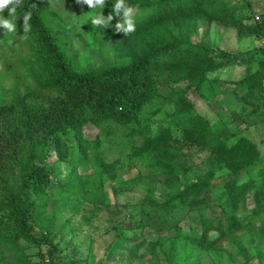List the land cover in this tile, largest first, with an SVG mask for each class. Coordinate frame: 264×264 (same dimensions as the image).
Here are the masks:
<instances>
[{
  "label": "trees",
  "instance_id": "1",
  "mask_svg": "<svg viewBox=\"0 0 264 264\" xmlns=\"http://www.w3.org/2000/svg\"><path fill=\"white\" fill-rule=\"evenodd\" d=\"M44 1L22 0L16 10L15 32L0 26V46H5L20 67L15 80L20 85L12 83L6 89L2 87L4 91L0 93V264H38L44 248L54 259L53 264L71 261L56 254L60 250L54 242V232H60L72 214L78 212L75 205L78 198L95 206L81 217L82 221L91 219L99 205L107 204L102 179L120 168L116 160L105 162L95 158L87 176L76 171L84 163L91 162L87 152L95 143L82 134V128L88 123L114 122L127 128L130 138L140 132V142H132L125 154L131 164L140 167L130 179L115 182L112 188L119 194L136 188L137 183L144 185L138 188L143 196L139 199L140 217L136 222L143 232L152 229L155 234L156 229L165 227L167 217L180 219L194 213L199 217L200 232L190 241L197 250L211 249L221 237L230 240L229 232L241 226L236 211L245 194L252 190L255 199L264 198V165L257 178L243 184L230 179L256 164L260 158L256 145L242 134L228 144L202 117L186 116L190 105L183 91L199 90L206 82L222 87L225 82L209 78L208 73L239 57L233 52L205 45L199 28L204 25L199 23L204 22L208 27L213 22L222 28L234 29L238 37L264 39V0H125L134 9L136 30L129 35L115 32L120 17L114 12L113 20L105 27L94 28L91 24L93 16L100 13L107 16L112 12L116 0H106L104 8L94 9L79 3L84 7L83 14L95 36L116 40L113 44L117 49L115 57L103 56L100 48V59L95 63H75L74 57H82V54L65 47L41 17ZM26 12L32 14L27 33L22 29ZM0 15L10 18L7 9ZM247 58L250 63L259 60L263 67L252 69L251 64L246 63L242 77L232 83L242 92V104L247 106L248 114L259 116L246 122L245 128L264 121L261 110L264 106V48L251 49ZM177 85L184 86V90L174 88ZM165 88L167 96L160 94ZM155 98L174 104L176 110L168 116L181 130L180 140L188 145L195 144L199 150H209L213 161L226 171L225 179L216 185L221 215L215 221L201 217L200 210L204 209L201 206L189 208L191 199L203 193L211 194L212 184L200 180L184 182L182 175L191 164L175 144L174 128L158 127L156 133L147 135L145 129L132 126L138 123L144 110L150 115L143 119L150 120L151 114L157 111L150 109ZM51 151L53 167L46 163ZM61 163L67 165L68 170L65 178L59 180ZM70 179L74 180V193L67 199L70 213L55 225L54 216H61L66 206L63 207L61 198L54 197V189ZM53 182L54 191L49 189ZM150 183L160 185L165 199L158 201L148 186ZM51 199H56L53 214L46 216L45 209ZM222 219L227 231L220 233ZM123 224L112 225L121 244L129 239L125 233L129 228ZM154 224L158 226L154 228ZM173 229L178 230L175 223ZM80 233L84 232H74L75 235ZM88 241L90 245L93 242L91 238ZM138 245L131 248L133 253ZM172 246L173 241H170V248ZM26 248L35 249L34 254L26 253ZM77 251L76 244L74 254ZM35 256L36 261L33 260ZM84 260L85 264L91 262L90 248Z\"/></svg>",
  "mask_w": 264,
  "mask_h": 264
},
{
  "label": "rangeland",
  "instance_id": "2",
  "mask_svg": "<svg viewBox=\"0 0 264 264\" xmlns=\"http://www.w3.org/2000/svg\"><path fill=\"white\" fill-rule=\"evenodd\" d=\"M83 10V5H79L75 0H46L41 17L54 31L59 41H63L65 47L82 54V57H74L75 63L98 62L101 54L100 48L104 52L103 56L114 58L117 49L113 48V44L116 40L104 35L96 37L88 25V19L83 14ZM203 23H199L204 25L199 28L205 45L233 52L239 57L237 56L234 61L226 66L208 73L209 78H216L225 82L222 87H215V82H206L199 90L189 88L183 91V97L190 105L186 116L202 117L209 123L211 130L228 144L242 134L256 145L260 155L256 164L230 178L238 184H243L257 178L259 169L264 165V131H261L264 123L261 121L249 125L254 127L258 124L259 126L254 137L250 132L252 128L249 130L245 128L246 122L256 120L259 116L248 114L247 106L242 104V92L232 83L235 84V80L242 77L241 74L246 63L251 64L252 69L262 67L259 60L250 63L247 58L251 49L260 47L259 38L238 37L232 28H222L213 22L207 27ZM191 39L196 41L194 37ZM19 70V65L9 56L5 46H0V93L4 91L2 87L6 89L12 83L20 85L19 81H15L19 75ZM174 88L184 90L185 87L177 85ZM160 94L167 96V88L165 91L162 90ZM173 97L171 94L170 98ZM150 107L151 112L157 110L151 114L150 120L143 119L150 115L149 111L146 113L144 110L138 123L132 124V126L134 129L136 126L141 127L140 130L145 129L147 135L156 133L158 127L170 126L174 128L172 136L177 139L175 144L179 146L180 152L187 155L191 164L182 175L184 182L200 180L212 184L211 194L203 193L200 197L191 199L188 204L189 208L201 206L204 208L200 210L202 211L201 217L206 220H217L221 212L217 200L218 186L216 185L225 179L226 171L221 165L213 161L209 150H199L195 144L188 145L184 140H180L181 130L172 124L171 116H168L170 112L176 110L173 103H163L159 98H155ZM261 110L264 112V106L261 107ZM263 112L262 118H264ZM82 134L84 138L95 144L87 152V158L91 162L88 161L76 169L77 174L85 176L90 174L95 158H101L105 162L116 160V165L120 168L115 173L103 176L102 187L105 191L106 205H99V210L91 219L82 221L81 217L87 215L89 210L95 206L92 202L83 199L81 201L78 198L75 202L78 212L75 215L72 214L73 217L62 227L60 232H54V242L57 244V249L60 250L56 254L59 253L71 260L66 262L63 259L65 264H85L84 259L89 248L91 249L92 260L86 264H264V198L257 200L252 190L247 192L243 200L238 203L236 211V216L241 224L240 228L237 231L229 232L232 237L230 240L221 237L207 251L197 250L190 241L194 234L199 235L200 232L199 217L194 213H189L187 217L180 219L173 216L167 217L165 227L156 229L155 234H153L152 229H146L143 232L136 222L140 217L138 212L139 199L143 196L138 188H143L144 185L137 183L136 188L119 194L114 193L112 188L113 183L130 179L140 167L139 164H131L125 155L132 142L135 144L140 142L142 137L140 132L135 133L130 138L127 128L114 122H108L104 125L88 123L82 128ZM53 159L54 155L51 151L46 160L49 167L54 166ZM67 170V165L59 164V173L57 174L59 180L62 177L65 178L64 174ZM54 186L55 183L53 182L49 189L56 190L54 197L61 198L63 207L66 206L68 209L65 208L61 216H57V214L54 216L53 220L57 225L70 213L68 198L69 194L74 193V180L70 179L58 189H56L57 187L54 189ZM148 186L158 201L165 199V192L159 184L150 183ZM55 202L56 199L48 201L45 209L46 216L53 214L52 209ZM178 215L179 213H177ZM123 222L124 227L129 228L125 232L129 239L124 240L121 244L112 230V225ZM251 222L253 223L252 226ZM173 223L178 227L177 232L173 229ZM157 226L154 224L153 227L156 228ZM225 227L226 222L222 219L220 233L226 230ZM77 230L84 233L75 235L74 232ZM167 237L173 241L171 248ZM89 238L93 240L91 245L88 241ZM161 242L162 244H160ZM76 244L78 251L74 254V245ZM134 244L139 245L133 253ZM151 244L153 246L150 248ZM214 247L221 249L216 250ZM24 251L34 254L35 249L26 248ZM260 253L261 255L258 256ZM163 254L167 256H163ZM33 260H37L36 256L33 257Z\"/></svg>",
  "mask_w": 264,
  "mask_h": 264
},
{
  "label": "clouds",
  "instance_id": "3",
  "mask_svg": "<svg viewBox=\"0 0 264 264\" xmlns=\"http://www.w3.org/2000/svg\"><path fill=\"white\" fill-rule=\"evenodd\" d=\"M22 0H0V14L8 10V17L0 15V26L6 29L8 32L16 31V24L14 23L16 17L17 7L21 4ZM78 3L86 4L90 9L97 7L104 8L106 0H77ZM113 12L120 19L115 24V32L129 35L135 32V22L133 19L134 9L132 6L127 5L125 0H116L115 5L112 7V12L107 16L103 13L97 14L91 18V24L95 27H105L114 18ZM31 12H26L23 16L22 29L25 33L30 31L29 21L31 19Z\"/></svg>",
  "mask_w": 264,
  "mask_h": 264
},
{
  "label": "built area",
  "instance_id": "4",
  "mask_svg": "<svg viewBox=\"0 0 264 264\" xmlns=\"http://www.w3.org/2000/svg\"><path fill=\"white\" fill-rule=\"evenodd\" d=\"M257 19V16H254ZM259 46L264 48V39L259 38ZM54 259L49 255L48 251L44 248L42 249L40 256L38 258V264H53Z\"/></svg>",
  "mask_w": 264,
  "mask_h": 264
},
{
  "label": "crops",
  "instance_id": "5",
  "mask_svg": "<svg viewBox=\"0 0 264 264\" xmlns=\"http://www.w3.org/2000/svg\"><path fill=\"white\" fill-rule=\"evenodd\" d=\"M262 63V62H261ZM236 65V64H235ZM262 67H263V65H262ZM262 67L261 68H259V69H262ZM258 69V68H257ZM243 71H244V69H243ZM242 74H243V72H242ZM241 74V75H242ZM239 76V75H238ZM263 89H264V81H263ZM263 114H264V112H263ZM253 115V114H252ZM252 121H254V120H252ZM261 123H264L263 121L261 122ZM256 125V124H255ZM258 124L256 125V126H254V127H251V126H248L246 129L247 130H249L250 128H252V131H250V132H252V135H253V137L255 136V132H256V130L258 129ZM261 131H264V126L262 127V130ZM250 140V139H249Z\"/></svg>",
  "mask_w": 264,
  "mask_h": 264
}]
</instances>
